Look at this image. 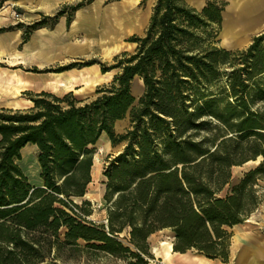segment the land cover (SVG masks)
I'll list each match as a JSON object with an SVG mask.
<instances>
[{"label":"trees","instance_id":"16d2710c","mask_svg":"<svg viewBox=\"0 0 264 264\" xmlns=\"http://www.w3.org/2000/svg\"><path fill=\"white\" fill-rule=\"evenodd\" d=\"M183 1H157L145 36L129 40L134 53L103 68L120 72L93 100L41 92L29 109H0V264H40L81 243L151 264L148 239L166 228L174 251L228 260V228L257 206L251 187L264 177V32L244 50L219 48L212 26L222 23L224 4L198 11ZM227 62L229 84L216 92ZM138 76L144 93L136 99ZM126 117L128 130L117 133ZM103 139L124 144L104 171L107 224L88 220L90 201H76L88 193ZM29 143L38 148L41 185L19 164ZM248 151L263 161L223 196Z\"/></svg>","mask_w":264,"mask_h":264},{"label":"rangeland","instance_id":"374dc122","mask_svg":"<svg viewBox=\"0 0 264 264\" xmlns=\"http://www.w3.org/2000/svg\"><path fill=\"white\" fill-rule=\"evenodd\" d=\"M157 1L146 0L136 10L132 11V14L139 21L142 20V24H138L137 27H129L125 25L115 26L110 24L111 22L108 20L109 15L117 12L118 2L116 0H104L100 3L97 0H0V39L2 37L11 38V40L6 41L8 43L6 49L0 48V51L4 52L3 57L0 56V109H29L34 106L32 99L41 92H48L63 97L70 93L68 90L71 87L59 88L54 93L50 89L45 90L44 88L48 87L53 90L52 85L48 82L56 81L57 79L64 80L67 74L81 72L82 70L93 71L98 74L100 79L97 82L88 83L78 88L73 86V90H81L75 93L74 91L71 92L79 100L91 101L96 98L97 89L109 86L114 77L120 72V68H113L105 75L103 68H111L120 59H125L127 55L134 53L136 45L129 42V40L134 35L145 36L150 24V21L143 24L145 16L149 13L153 14ZM183 2L185 3V1ZM79 5L81 7L76 11L72 9L73 7H79ZM256 10L262 15L258 14V17L255 16L249 20L245 17L244 12L238 14V12L229 11V18L230 22L233 23L232 29H234V32L237 30L238 35L239 33L246 35L244 37L241 36L240 41L244 43L243 45L240 44L236 48L224 45V26L222 24L212 26L213 38L211 41H213V44L219 48L232 51L246 49L256 36L264 32L263 26L251 36V33L256 31L259 27L258 25L263 23L264 20L263 10L259 8H256ZM251 13L253 14L255 11H251ZM89 17H92L94 21L91 30L93 32L97 31L99 34H90L88 32L87 21ZM69 18L71 19L70 24H68ZM76 22H81L82 26L74 33L73 27ZM200 34L202 33L200 32ZM248 39L250 41L246 42ZM79 46L82 47L79 48ZM24 52L27 61H25V64H16V60L19 59L13 56H23ZM40 63H43L44 66L41 67ZM233 69L234 67L229 62L222 65L221 70L224 74L211 88L216 92L221 91L224 87L227 88L229 73ZM17 78L27 81L28 86L26 88L19 87ZM133 92L137 97L143 94V88L138 85V81L135 83ZM27 100L31 102L28 103ZM129 125V117H126L116 125L115 131L124 133L128 130ZM253 141L254 139L246 140L243 146L247 147L255 144L256 142ZM258 142L260 144V140ZM229 145L231 146L232 143H229ZM261 145L264 146V139H262ZM101 146L104 147L105 151L101 150ZM99 147L95 153V155L98 153L100 159L99 172L97 174L94 173L92 183L88 186V193L95 201H90V205L86 207L92 212L88 220L99 224H107L109 210L113 205L112 202L109 203L105 200L106 178L104 171L112 157L124 148V144L115 148L109 147V145H100ZM36 148L33 143L27 144L21 150L22 159L19 162L33 184L40 182L36 158L38 150ZM253 156L254 154L248 151L245 157L249 160L232 167V178L222 193L223 196L227 192L230 193L232 187L237 185L247 172L261 164L263 157ZM28 169H30L31 173ZM251 189L258 204L241 224L253 217L252 221L257 222L255 225L257 224L256 226L264 228V177H260L252 185ZM84 200L86 199L83 198L77 200V202L82 204ZM232 228H228V232L231 235L229 246L232 239ZM156 233H158L156 238L164 235L159 233V231ZM126 236L123 240L124 243H127L126 238H128V235L126 234ZM81 244V247L69 248L62 254L54 251L49 259L40 264H130L131 261H134L130 257L118 258L103 251L86 248L84 243ZM149 252L152 258H146L149 261L154 260L155 264H158L152 255L151 247Z\"/></svg>","mask_w":264,"mask_h":264},{"label":"crops","instance_id":"0c3cea01","mask_svg":"<svg viewBox=\"0 0 264 264\" xmlns=\"http://www.w3.org/2000/svg\"><path fill=\"white\" fill-rule=\"evenodd\" d=\"M97 1H99L100 3L103 2L104 0H97ZM145 1L146 0H116V2H118L116 8L117 12L108 16V20L111 22L110 24L115 26L125 25L129 27L131 26L137 27L138 24L140 23L142 24V20L139 21L137 17H135L132 14V11L136 10L138 6ZM184 1L185 3H187L188 6L198 11H201L204 7H206L208 2L210 1L224 4V11L222 13V23H221L222 26H224L223 36L229 38V41L241 43L242 45L244 43L240 41L241 36L244 37L246 35L241 33H239L238 35L237 30L234 32V29H232L233 23L230 22L231 20L229 18V11L230 12L235 11L238 12V14L244 12L247 20L255 16L258 17V14L262 15V13L257 12L256 8L263 10L264 13V0H184ZM251 11H255V13L252 14ZM151 17H152L151 13L147 14V16H145V20L143 24H145L146 22L149 23ZM87 22H88L87 28H89L88 32L90 34H99V32L97 31L93 32V30H91L94 24L93 18L89 17ZM80 24L81 22L80 23L76 22V24L73 27L74 33H76L78 31V28L82 26V24L81 25ZM258 26L259 27L257 28V30L251 33V36L264 26V20L263 23L259 24ZM102 35L104 34L102 33ZM0 40L2 42H5L11 40V38L2 37ZM249 41L250 39H248L246 42ZM236 46H231V47L236 48ZM81 47L82 46H79V48ZM13 57H17V59H19L16 60L17 62L16 64H25V61H27L25 52L23 53V56H13ZM39 65L41 67L44 66L43 63H40ZM108 72L109 71H107L105 75ZM64 78H63L64 80L57 79L56 81L48 82L49 84L52 85L53 90H51V88L48 87H45L44 89L45 90L50 89V91L54 93V91H57L59 88H64L60 86L61 83H66L69 87H71L69 88L68 92L74 91L75 93L76 91H79L81 89L73 90L72 89L73 86L78 88L79 86L81 87L82 85H87L88 83L97 82L100 79L98 74H96L95 72L84 71V70H82L81 72L78 71L76 73L67 74ZM18 79L20 78H17V81ZM20 80L22 83L27 84V81H24L23 79ZM136 81H138V85L143 88V93H144V84L142 78L139 76L136 77L132 82V86H131L132 94L135 96V98H140L142 95H139L137 97L133 92ZM122 121L123 120L118 121L116 125H118ZM102 145H108L107 141L103 139ZM36 150H38V148H36ZM38 167H39V163H38ZM92 170H93L92 177H94V166ZM39 176H40V167H39ZM41 184H42V180L40 178V182L34 185H41ZM257 218L260 219L259 216H257ZM252 219L253 217L248 219L245 223L236 225L231 229L232 239H231V244L229 246V257L227 261H223L219 258H215V259L208 258L205 255L199 253L196 249H190L186 252L172 251L171 256L167 257L166 247H162V246L160 247V254L159 256H157L156 254H154L153 248L155 246H159L160 242H162L163 240L164 242H170L171 244H173L174 247L175 237L171 229L170 232H168L167 230L159 231V233L164 234L160 238H156V235H158V233L152 234L149 237L148 241L151 247L152 255L155 257L158 264H264V228H262L261 226H256L257 224L255 225V223L257 222H253Z\"/></svg>","mask_w":264,"mask_h":264},{"label":"bare ground","instance_id":"6f19581e","mask_svg":"<svg viewBox=\"0 0 264 264\" xmlns=\"http://www.w3.org/2000/svg\"><path fill=\"white\" fill-rule=\"evenodd\" d=\"M52 4V3H51ZM119 29V28H118ZM122 29V28H121ZM8 43L5 41V42H2L0 40V48H5L8 47L7 45ZM241 43H236V42H233V41H229V38H226L224 37V45L226 46H236V45H240ZM4 55V52L0 51V56L3 57ZM94 80V79H93ZM18 86L19 87H24L26 88V86H28L26 83H22L20 79H18ZM61 87H69L66 83H61L60 84ZM140 91V90H139ZM138 91V92H139ZM20 101V100H19ZM27 102H31L30 100H27ZM22 103V102H21ZM101 144V142H100ZM99 144V145H100ZM102 145V144H101ZM100 148V147H99ZM101 150H104V147L101 146ZM105 151V150H104ZM102 152V151H101ZM255 161V160H254ZM260 162V161H259ZM99 163H100V159H99V156H98V153L95 155V158H94V173L97 174L99 172ZM257 165V164H256ZM30 168V167H29ZM34 169V168H33ZM29 172H30V169H28ZM34 172V171H33ZM31 173V172H30ZM33 174V173H32ZM36 174V172H35ZM236 178V177H235ZM85 199L88 200V201H95L94 198L92 196H90L89 193L86 194L85 196ZM77 201V200H76ZM101 203V202H100ZM164 230H167L168 232L170 231L169 228H166ZM166 247V256L167 257H170L171 254H172V251H174L173 249V244H171L170 242H164V240L162 242H160L159 246H155L153 248V252L154 254H156L157 256H159L160 254V247Z\"/></svg>","mask_w":264,"mask_h":264},{"label":"built area","instance_id":"2783aa9c","mask_svg":"<svg viewBox=\"0 0 264 264\" xmlns=\"http://www.w3.org/2000/svg\"><path fill=\"white\" fill-rule=\"evenodd\" d=\"M150 263H151V264H155V261H154V260H150Z\"/></svg>","mask_w":264,"mask_h":264}]
</instances>
